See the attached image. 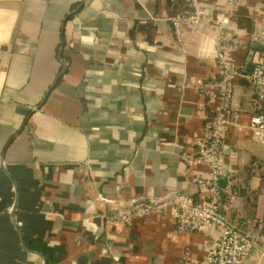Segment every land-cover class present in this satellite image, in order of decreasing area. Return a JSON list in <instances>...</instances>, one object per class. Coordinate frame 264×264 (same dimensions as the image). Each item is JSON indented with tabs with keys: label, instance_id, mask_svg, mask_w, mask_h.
Listing matches in <instances>:
<instances>
[{
	"label": "crops",
	"instance_id": "crops-1",
	"mask_svg": "<svg viewBox=\"0 0 264 264\" xmlns=\"http://www.w3.org/2000/svg\"><path fill=\"white\" fill-rule=\"evenodd\" d=\"M81 1L0 2V264H200L214 228L177 232L170 211L109 221L115 206L100 198L199 200L206 168L182 163L176 145L201 140L219 105L214 19L228 7L226 29L250 39L264 0H201L212 16L180 36L173 19L188 0ZM61 52L67 71L51 89ZM254 99L238 78L223 151L244 191L229 210L239 225L264 216Z\"/></svg>",
	"mask_w": 264,
	"mask_h": 264
},
{
	"label": "built area",
	"instance_id": "built-area-1",
	"mask_svg": "<svg viewBox=\"0 0 264 264\" xmlns=\"http://www.w3.org/2000/svg\"><path fill=\"white\" fill-rule=\"evenodd\" d=\"M188 8V13L179 14L173 19L177 36H180L182 23L197 27L212 16L211 10L201 0H188ZM214 20L217 30L216 62L220 74L216 83L219 105L207 117L201 140L188 146L176 145L182 163L206 168V174L193 180L200 191L199 200L185 194H173L171 200L167 196L133 198L117 205L107 198L101 197L100 200L115 206V211L108 216L109 221L130 224L135 217L165 215L170 211L177 232L192 233L207 227L214 228L218 237L209 244L206 257L200 264H248L254 255L259 256L257 264H264V216L246 218L241 225L235 222L229 210H236L240 193L236 189L235 174L227 167L223 151L226 132L231 126H238L233 122L240 115L234 109V95L235 82L241 77L246 78L255 94L252 101L254 111L250 118L251 131L256 141L264 145V17L256 22L250 39H242L226 29L230 23L228 7L223 6ZM252 44L259 45L260 51H255L252 72L245 74L247 63H239L233 56L249 50ZM259 166L253 163L250 172H259L264 184V168L260 171ZM222 180L226 182L225 188L220 185Z\"/></svg>",
	"mask_w": 264,
	"mask_h": 264
},
{
	"label": "water",
	"instance_id": "water-1",
	"mask_svg": "<svg viewBox=\"0 0 264 264\" xmlns=\"http://www.w3.org/2000/svg\"><path fill=\"white\" fill-rule=\"evenodd\" d=\"M83 4V0L81 1V5ZM75 12H73V14H75ZM257 49H260V46L257 45V44H252L251 45V51L249 52V56L247 58V68H246V72L245 74H248V73H251L252 70H253V57H254V54H255V51ZM62 52L60 53V63H61V66L63 67V71L59 74L58 78L56 79L55 83L51 86V89L54 88V86L56 85V83L59 81V79H61V77L66 73L67 71V65L65 63L62 62ZM50 92H48L45 96V99L48 97V94Z\"/></svg>",
	"mask_w": 264,
	"mask_h": 264
},
{
	"label": "trees",
	"instance_id": "trees-1",
	"mask_svg": "<svg viewBox=\"0 0 264 264\" xmlns=\"http://www.w3.org/2000/svg\"><path fill=\"white\" fill-rule=\"evenodd\" d=\"M73 16H70L69 19H72ZM238 189V188H237ZM242 190V189H241ZM241 194H244V191L240 192ZM46 250V249H45ZM48 255V254H47Z\"/></svg>",
	"mask_w": 264,
	"mask_h": 264
},
{
	"label": "rangeland",
	"instance_id": "rangeland-1",
	"mask_svg": "<svg viewBox=\"0 0 264 264\" xmlns=\"http://www.w3.org/2000/svg\"><path fill=\"white\" fill-rule=\"evenodd\" d=\"M259 217V216H258Z\"/></svg>",
	"mask_w": 264,
	"mask_h": 264
}]
</instances>
